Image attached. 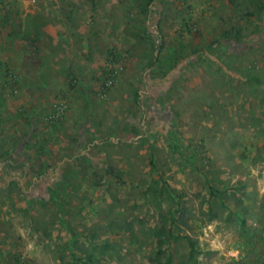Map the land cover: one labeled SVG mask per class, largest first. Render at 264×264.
<instances>
[{
  "label": "rangeland",
  "instance_id": "rangeland-1",
  "mask_svg": "<svg viewBox=\"0 0 264 264\" xmlns=\"http://www.w3.org/2000/svg\"><path fill=\"white\" fill-rule=\"evenodd\" d=\"M0 166V264H264V0H0Z\"/></svg>",
  "mask_w": 264,
  "mask_h": 264
},
{
  "label": "crops",
  "instance_id": "crops-1",
  "mask_svg": "<svg viewBox=\"0 0 264 264\" xmlns=\"http://www.w3.org/2000/svg\"><path fill=\"white\" fill-rule=\"evenodd\" d=\"M31 14H33V16H34L36 14V11L35 10L32 11ZM55 14H56V12H55ZM22 17L23 18L27 17V13H24V15ZM54 21H55L56 26H58L59 22L57 20H54ZM67 23L66 24H62V25L60 24V26L63 27V25H65V27H67ZM49 26H50L49 29L46 26L43 29V31L47 32L49 34V36L53 39V41L61 42V43L64 44L63 47L67 51V55L69 56V60H71V62H70L71 66H74L73 70L75 71V74H80L81 75V72H84L83 69H85L89 65V63H88L89 59L87 57V43L88 42H87V38L84 36V33H81V32L79 33L78 32L79 34H77L76 38H71L65 33V30L60 32L59 31L60 30L59 27H58V30L56 31V27H54L55 26L54 24L50 23ZM78 30L80 31L81 28H79ZM59 33H60V35H59ZM37 38H38V36H37ZM32 43H33L32 41L26 42L25 39H23V41H21V43H19V45H17L18 51L20 53L19 57H17V59H19V60L21 59L20 55L21 56L22 55L25 56V52H27L29 50H34V49H32V47L30 45H32V46H34V45L37 46L38 45V41H36L35 44L33 43L34 45ZM9 44H10V42H9ZM9 44H7V46ZM11 47H12V45H11ZM4 54L5 55L7 54L6 59L9 60V57L11 56L9 51H5ZM12 57H14V56H11V58ZM19 83L22 84L23 87L21 86L22 90H20L19 94H18L17 106L19 108V111L22 112V116L25 117V116H27L26 113L36 112V111L40 110V107H38L39 106V101H36L35 103H32V102H30L28 100V96H27L28 94L27 93L35 94L36 90L35 89L34 90H30L31 88L29 86L31 84L28 83V81H27V79L25 77L24 78L20 77L19 78ZM34 87L36 88L37 85H35ZM14 93H18V91L15 90ZM1 167H3V166H0V172H1V170L3 168H5V167H3V168H1Z\"/></svg>",
  "mask_w": 264,
  "mask_h": 264
},
{
  "label": "built area",
  "instance_id": "built-area-1",
  "mask_svg": "<svg viewBox=\"0 0 264 264\" xmlns=\"http://www.w3.org/2000/svg\"><path fill=\"white\" fill-rule=\"evenodd\" d=\"M31 2H34V0H31ZM116 74H117L116 71L110 72V76L108 80L105 82L106 87H109L110 85L113 84V82L115 81ZM66 110H67V106L63 102L58 101L53 103L52 112L49 116V122L51 124L58 123L64 117Z\"/></svg>",
  "mask_w": 264,
  "mask_h": 264
},
{
  "label": "trees",
  "instance_id": "trees-1",
  "mask_svg": "<svg viewBox=\"0 0 264 264\" xmlns=\"http://www.w3.org/2000/svg\"><path fill=\"white\" fill-rule=\"evenodd\" d=\"M36 28V27H35ZM232 33V34H231ZM231 35H233V38L236 40V39H240L241 37H240V34H239V31L238 30H236L235 28L234 29H232V30H230L229 32H226V33H224L223 34V37L225 38V39H230L231 38ZM32 42H35V41H32ZM139 97V94L137 93L136 94V98H138ZM12 160V158H9L8 157V159H7V161L8 160Z\"/></svg>",
  "mask_w": 264,
  "mask_h": 264
}]
</instances>
